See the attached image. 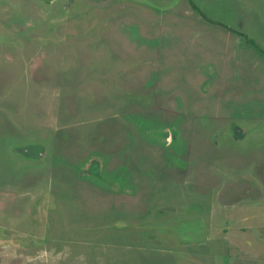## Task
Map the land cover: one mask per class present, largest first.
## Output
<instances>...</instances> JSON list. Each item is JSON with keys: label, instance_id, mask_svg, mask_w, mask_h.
<instances>
[{"label": "rangeland", "instance_id": "rangeland-1", "mask_svg": "<svg viewBox=\"0 0 264 264\" xmlns=\"http://www.w3.org/2000/svg\"><path fill=\"white\" fill-rule=\"evenodd\" d=\"M0 0V264H264V0Z\"/></svg>", "mask_w": 264, "mask_h": 264}, {"label": "trees", "instance_id": "trees-1", "mask_svg": "<svg viewBox=\"0 0 264 264\" xmlns=\"http://www.w3.org/2000/svg\"><path fill=\"white\" fill-rule=\"evenodd\" d=\"M189 4L191 5L192 9L198 12L201 16L204 17L203 13L192 3V1H189Z\"/></svg>", "mask_w": 264, "mask_h": 264}]
</instances>
